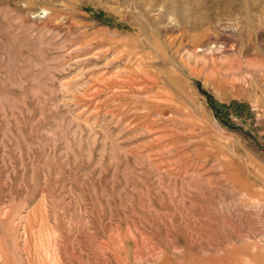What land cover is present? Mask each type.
I'll list each match as a JSON object with an SVG mask.
<instances>
[{
	"label": "rangeland",
	"instance_id": "374dc122",
	"mask_svg": "<svg viewBox=\"0 0 264 264\" xmlns=\"http://www.w3.org/2000/svg\"><path fill=\"white\" fill-rule=\"evenodd\" d=\"M0 264H264V0H0Z\"/></svg>",
	"mask_w": 264,
	"mask_h": 264
}]
</instances>
